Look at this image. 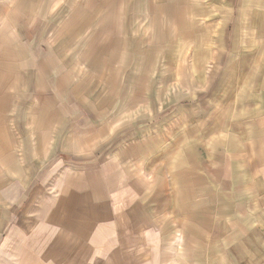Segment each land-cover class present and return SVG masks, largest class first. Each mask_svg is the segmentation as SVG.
<instances>
[{"label": "rangeland", "instance_id": "rangeland-1", "mask_svg": "<svg viewBox=\"0 0 264 264\" xmlns=\"http://www.w3.org/2000/svg\"><path fill=\"white\" fill-rule=\"evenodd\" d=\"M215 128L214 151L242 156L235 181L259 185L247 148L264 142V0H0V264H41L52 194L37 190L38 174L54 153L36 157L39 141H183L172 156L188 160L180 201L190 208ZM252 196L243 205L257 217Z\"/></svg>", "mask_w": 264, "mask_h": 264}, {"label": "crops", "instance_id": "crops-1", "mask_svg": "<svg viewBox=\"0 0 264 264\" xmlns=\"http://www.w3.org/2000/svg\"><path fill=\"white\" fill-rule=\"evenodd\" d=\"M60 92L71 96L69 90ZM58 121L66 124L63 119ZM212 125L217 124L213 121ZM215 129L210 155H204L191 176L196 185L192 187L195 201L190 208L180 201L181 195L186 200L182 179L188 160L177 161L172 156L182 154L178 147L183 141L139 137L129 143L120 134L103 142V149H89L86 146L97 141H81L78 145L76 141H57L56 132L52 143L39 141L36 157L47 148L55 156L38 174L37 190L52 194L48 209L51 220L42 234H37L41 239L39 262L209 264L204 259L210 258L211 264H218L223 258L222 264H264V212L257 217L251 215L248 211L253 207L243 205L242 200L248 194L254 198L259 195L256 209L264 210V142L250 141L248 148L245 141L240 144L249 149V155H258L253 160L260 163V174H255L259 175V185L246 186L244 181L236 182L231 171L232 163L242 156L214 151L220 144V130ZM195 144L203 149L204 141ZM73 146L75 150L70 148ZM63 152L70 156L64 157ZM238 153L246 158L243 149ZM243 176L246 174H239V178ZM173 196L178 198L174 200ZM237 214L239 218L244 215L243 230L247 234L239 249ZM247 227L254 233L248 234ZM221 235L227 247H220Z\"/></svg>", "mask_w": 264, "mask_h": 264}]
</instances>
